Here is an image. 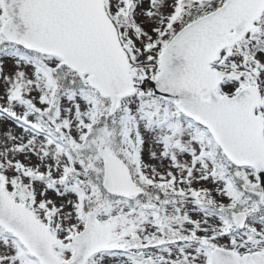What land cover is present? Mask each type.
<instances>
[{
    "label": "snow or ice",
    "instance_id": "snow-or-ice-1",
    "mask_svg": "<svg viewBox=\"0 0 264 264\" xmlns=\"http://www.w3.org/2000/svg\"><path fill=\"white\" fill-rule=\"evenodd\" d=\"M0 264H264V0H0Z\"/></svg>",
    "mask_w": 264,
    "mask_h": 264
}]
</instances>
